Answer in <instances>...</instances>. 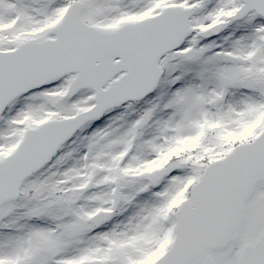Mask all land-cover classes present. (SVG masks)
I'll use <instances>...</instances> for the list:
<instances>
[{
	"label": "snow or ice",
	"instance_id": "snow-or-ice-1",
	"mask_svg": "<svg viewBox=\"0 0 264 264\" xmlns=\"http://www.w3.org/2000/svg\"><path fill=\"white\" fill-rule=\"evenodd\" d=\"M0 264H264V0H0Z\"/></svg>",
	"mask_w": 264,
	"mask_h": 264
}]
</instances>
